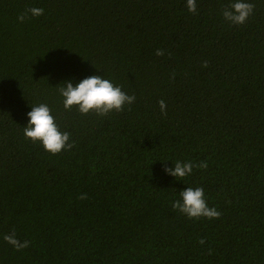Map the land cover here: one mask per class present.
I'll use <instances>...</instances> for the list:
<instances>
[{"label":"trees","instance_id":"trees-1","mask_svg":"<svg viewBox=\"0 0 264 264\" xmlns=\"http://www.w3.org/2000/svg\"><path fill=\"white\" fill-rule=\"evenodd\" d=\"M231 2L0 0V264H264V0L239 26ZM92 75L135 102L66 110L59 88ZM41 103L72 149L25 138ZM177 161L208 168L177 180ZM187 187L220 218L174 210Z\"/></svg>","mask_w":264,"mask_h":264},{"label":"clouds","instance_id":"clouds-1","mask_svg":"<svg viewBox=\"0 0 264 264\" xmlns=\"http://www.w3.org/2000/svg\"><path fill=\"white\" fill-rule=\"evenodd\" d=\"M186 7L190 13L197 12V0H186ZM255 5L250 0H232L222 11V16L226 22L231 25L239 26L247 22L253 15ZM44 14V9L39 7L28 8L21 13L17 19L23 23L27 18L39 17ZM157 56H163L164 50L157 49ZM208 67L205 61L202 65ZM59 93L63 97V104L66 110L73 107L83 114L95 113L98 116H107L111 112H123L126 105L131 106L136 97L128 95L122 91L121 87L114 85L110 80L100 75H92L81 80L73 86L72 82H66L59 88ZM160 111L167 115V105L164 100L159 101ZM130 110V107H129ZM29 121L24 127V136L33 143L40 142L44 149L53 155L64 150H70L75 145L69 143L70 134L61 132L51 114V109L46 104H39L32 107L27 113ZM194 168L207 169V161H201L198 164L193 162L177 161L171 168H165L164 171L177 180H183L193 173ZM181 199L172 203V208L186 215L189 219L206 218L208 220L218 219L222 215L215 207H210L205 199L204 189L197 187H187L180 192ZM87 194L81 193L78 199L86 200ZM4 240L12 245L17 251L29 247L31 241H21L17 238L15 232L6 234ZM201 245L205 243L204 239L199 241ZM211 254V252L209 253Z\"/></svg>","mask_w":264,"mask_h":264}]
</instances>
